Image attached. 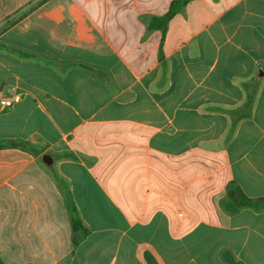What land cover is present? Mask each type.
<instances>
[{
	"label": "crops",
	"instance_id": "1",
	"mask_svg": "<svg viewBox=\"0 0 264 264\" xmlns=\"http://www.w3.org/2000/svg\"><path fill=\"white\" fill-rule=\"evenodd\" d=\"M173 1L0 0L4 264H264V0Z\"/></svg>",
	"mask_w": 264,
	"mask_h": 264
},
{
	"label": "trees",
	"instance_id": "2",
	"mask_svg": "<svg viewBox=\"0 0 264 264\" xmlns=\"http://www.w3.org/2000/svg\"><path fill=\"white\" fill-rule=\"evenodd\" d=\"M187 1L188 0H174L170 5L169 11L164 16L159 17V18H153L151 20L149 24V28L150 29H161L164 32L168 22L173 18V16L177 12H179L187 4ZM21 54L26 55L27 57H30L29 54H24V53H21ZM86 69L89 70V68H86ZM243 85L246 91V96H245L243 103L237 108L225 110V112L229 115L231 119V127H230L231 133L235 129L236 124L241 119L251 116L252 110L254 107L257 89H258V82L256 80H251V81L245 82ZM6 146H15V147L24 148L25 144L24 142H19V141L0 143V148L6 147ZM227 192H228L229 199L231 200V205L229 206L230 210H233L235 207H252L255 209H264V197L257 198V199H251L247 197L241 191L239 186H237L233 182L229 183L227 187ZM65 198H66V202H67V206L69 207V210L74 214L75 207L73 205L71 196L68 191H66L65 193ZM72 223H73L74 232H76L78 228H81L82 226L81 221L75 215L73 217ZM231 263L237 264L236 262L232 260H231ZM0 264H4V263L0 260ZM151 264H155V263L151 262Z\"/></svg>",
	"mask_w": 264,
	"mask_h": 264
},
{
	"label": "built area",
	"instance_id": "3",
	"mask_svg": "<svg viewBox=\"0 0 264 264\" xmlns=\"http://www.w3.org/2000/svg\"><path fill=\"white\" fill-rule=\"evenodd\" d=\"M22 99L21 93L12 89V96L5 97L2 92L0 93V108L5 109L12 107L15 103L19 102Z\"/></svg>",
	"mask_w": 264,
	"mask_h": 264
},
{
	"label": "water",
	"instance_id": "4",
	"mask_svg": "<svg viewBox=\"0 0 264 264\" xmlns=\"http://www.w3.org/2000/svg\"><path fill=\"white\" fill-rule=\"evenodd\" d=\"M43 160L45 161V163H47L48 165H50L53 161L52 157L49 154L44 155Z\"/></svg>",
	"mask_w": 264,
	"mask_h": 264
}]
</instances>
